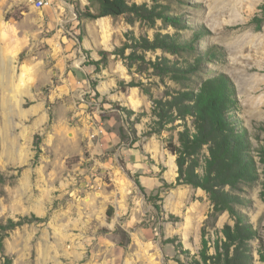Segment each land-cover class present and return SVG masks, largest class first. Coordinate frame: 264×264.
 Listing matches in <instances>:
<instances>
[{"label":"rangeland","instance_id":"1","mask_svg":"<svg viewBox=\"0 0 264 264\" xmlns=\"http://www.w3.org/2000/svg\"><path fill=\"white\" fill-rule=\"evenodd\" d=\"M51 1L36 9L28 0H0V225L41 218L0 228V264L4 255L11 264H187L199 258L202 228L213 240L216 229L234 220L227 212L208 217L211 203L202 189L174 185L176 155L168 143L178 144L183 121L154 132L152 100L196 91L221 73L238 101L226 114L247 130L258 174L229 190L242 198L235 208L261 232L264 0H126L164 8L181 26L133 14L104 22L85 14L87 0ZM125 33L150 40L169 34L193 50L129 47L122 56L111 54L131 43ZM207 48L220 49L218 60H199L193 68ZM158 62L182 69V77L162 72ZM192 121L186 118L191 129ZM252 244L253 264H264Z\"/></svg>","mask_w":264,"mask_h":264},{"label":"trees","instance_id":"2","mask_svg":"<svg viewBox=\"0 0 264 264\" xmlns=\"http://www.w3.org/2000/svg\"><path fill=\"white\" fill-rule=\"evenodd\" d=\"M87 1L85 14L91 18L133 14L147 23L163 19L181 26L177 17L166 14L164 8L158 9L156 5L128 3L126 0ZM90 9L93 11H89ZM124 36L131 43L125 42L120 47L114 46L111 54L122 56L129 47L143 50L157 48L193 50L188 40L180 45L181 41H176L169 34L155 33L151 40L146 37L137 38L132 33H125ZM195 37L196 35L193 39ZM218 56L220 49L207 48L204 54L196 55L197 61L193 68L196 69L199 60L200 62L204 59L218 60ZM156 68L162 72H172L176 78L182 77V73L179 75L182 69L167 62H158ZM185 72L189 71L186 69ZM152 102L154 132L164 129L176 120L183 121V129L178 133V144L168 143V149L176 155L177 177L174 185L188 184L202 189L211 203L208 217L215 220L219 214L227 212L234 220L233 224L226 223L220 230L216 229L213 240L202 228L199 258L187 259V264H253V241L257 242L255 251L258 259L264 262V226L261 232L253 228L247 215L235 208V203H241L242 198L229 190L236 188L240 182H252L258 177L253 156L249 155L253 145L247 138V130L243 127L236 128L226 114L228 108L234 109L238 104L236 90L230 78L222 73L213 75L204 79L196 91L178 90L171 94L169 99H153ZM188 116L193 119V129L186 123ZM204 148L207 153L203 154L201 159ZM261 160H264V150L261 153ZM34 220L41 218L28 216H20L18 220L9 218L6 223L0 225V228L6 231ZM0 249L3 250L1 240ZM211 249L213 252H210ZM184 252L187 257L189 251ZM4 257L5 261L2 264H11V259L6 255Z\"/></svg>","mask_w":264,"mask_h":264},{"label":"built area","instance_id":"3","mask_svg":"<svg viewBox=\"0 0 264 264\" xmlns=\"http://www.w3.org/2000/svg\"><path fill=\"white\" fill-rule=\"evenodd\" d=\"M31 5H37V9H42L51 4V0H28Z\"/></svg>","mask_w":264,"mask_h":264},{"label":"bare ground","instance_id":"4","mask_svg":"<svg viewBox=\"0 0 264 264\" xmlns=\"http://www.w3.org/2000/svg\"><path fill=\"white\" fill-rule=\"evenodd\" d=\"M34 8H36L37 9V5H32ZM106 18V17H105ZM105 18L103 17L102 19L104 20V22H105ZM104 25H106V24H104ZM101 26H103V25H101ZM104 28V27H103ZM173 167H175V165H174V163H173Z\"/></svg>","mask_w":264,"mask_h":264},{"label":"crops","instance_id":"5","mask_svg":"<svg viewBox=\"0 0 264 264\" xmlns=\"http://www.w3.org/2000/svg\"><path fill=\"white\" fill-rule=\"evenodd\" d=\"M32 7H33V6H32ZM33 8H34V7H33ZM102 18H103V17H102ZM102 18H101V19H102ZM104 18H105V17H104ZM105 19H107V18H105ZM102 20H103V19H102ZM1 21H2V18H0V23H1Z\"/></svg>","mask_w":264,"mask_h":264}]
</instances>
